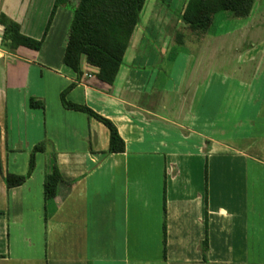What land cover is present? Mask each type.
<instances>
[{"label": "crops", "instance_id": "crops-1", "mask_svg": "<svg viewBox=\"0 0 264 264\" xmlns=\"http://www.w3.org/2000/svg\"><path fill=\"white\" fill-rule=\"evenodd\" d=\"M1 1L42 37L55 0ZM70 4L38 50L3 47L0 24V264H264V0L225 32H210L215 15L189 29V44L141 24L112 85L84 57L80 78L64 64ZM71 83L66 100L113 121L124 152L107 153L109 129L63 106ZM39 143L31 175L8 188ZM54 165L64 181L46 199Z\"/></svg>", "mask_w": 264, "mask_h": 264}, {"label": "trees", "instance_id": "trees-1", "mask_svg": "<svg viewBox=\"0 0 264 264\" xmlns=\"http://www.w3.org/2000/svg\"><path fill=\"white\" fill-rule=\"evenodd\" d=\"M73 1L75 7L68 29L63 62L80 78L82 75L81 60L84 57L87 64L97 70L96 78L112 85L123 63L131 37L140 21L141 11L146 0H55L40 39L24 35L17 21L1 13L0 24L4 27L2 45L10 50H15L20 46L38 50L48 33L57 8ZM253 2L254 0H187L180 20L188 29L207 30L214 15L220 12H228L234 18L247 17ZM183 38L184 35L178 32L175 40L177 43L183 44ZM74 86L75 83H71L61 93L63 106L67 109L85 112L109 129L110 139L107 153L124 152L125 142L113 121L86 105L75 104L66 100L67 92ZM30 105L41 107L42 103L31 99ZM43 150V143L33 147L30 152L27 174L7 173L5 175L8 188L19 186L25 182L35 168V154ZM63 181V176L58 167L54 165L52 172L45 177V198L53 197L56 194L58 184ZM208 251L207 232L202 243V254L205 260H207Z\"/></svg>", "mask_w": 264, "mask_h": 264}, {"label": "rangeland", "instance_id": "rangeland-1", "mask_svg": "<svg viewBox=\"0 0 264 264\" xmlns=\"http://www.w3.org/2000/svg\"><path fill=\"white\" fill-rule=\"evenodd\" d=\"M11 4L15 5V11L19 9V7H23L26 5V0H9ZM8 1V3H10ZM186 0H146V3L143 7V10L141 11L140 15V21L137 25V31L141 28V24L146 25V32L145 34L148 36V38L155 37L154 31L150 29V23L156 22L159 23V27H153L154 30L162 32L161 34L164 36H167L169 39L172 38V42L174 41L176 34L178 32L182 33L184 35L183 40L186 44H189V40L191 38V30L186 28V26L181 22L180 15L181 10L183 7V4ZM74 4V3H72ZM3 5V2L0 0V10L1 6ZM72 5L68 3L66 5V9H70ZM74 9V7L72 8ZM74 11V10H73ZM244 18H234L230 15L228 12H220L214 17L213 25L211 27L210 32L214 31H221L225 32L227 29L230 28L231 21H237L242 20ZM179 21V22H178ZM227 21V22H225ZM181 22V23H180ZM222 22H225L222 24ZM161 28V29H160ZM145 30V29H144ZM153 31V32H152ZM148 32V34H147ZM199 37V35H197ZM183 41V44H184ZM174 44H179L176 42H173ZM182 44V45H183ZM258 49L264 50V43H261L258 45ZM256 50H253V53H256ZM238 61V59H236ZM239 62L242 61L239 59ZM234 66V65H233Z\"/></svg>", "mask_w": 264, "mask_h": 264}, {"label": "built area", "instance_id": "built-area-1", "mask_svg": "<svg viewBox=\"0 0 264 264\" xmlns=\"http://www.w3.org/2000/svg\"><path fill=\"white\" fill-rule=\"evenodd\" d=\"M89 76H91V75H89Z\"/></svg>", "mask_w": 264, "mask_h": 264}]
</instances>
